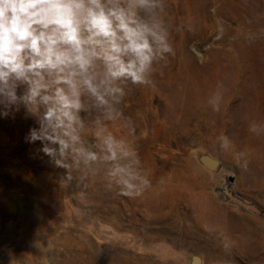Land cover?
Returning a JSON list of instances; mask_svg holds the SVG:
<instances>
[{"label": "rangeland", "instance_id": "obj_1", "mask_svg": "<svg viewBox=\"0 0 264 264\" xmlns=\"http://www.w3.org/2000/svg\"><path fill=\"white\" fill-rule=\"evenodd\" d=\"M167 12L175 56L155 86L127 85L115 120L90 101L81 113L84 137L124 139L152 187L64 189L65 170L26 142L34 119L0 116V264H264V0H167Z\"/></svg>", "mask_w": 264, "mask_h": 264}, {"label": "clouds", "instance_id": "obj_2", "mask_svg": "<svg viewBox=\"0 0 264 264\" xmlns=\"http://www.w3.org/2000/svg\"><path fill=\"white\" fill-rule=\"evenodd\" d=\"M171 37L167 0H0V116L23 108L34 119L26 142L65 170L60 187L102 177L107 190L140 197L152 184L135 150L104 127L90 143L81 113L90 101L108 120L122 116L127 85L154 87L156 66L175 56ZM221 99L213 93V111Z\"/></svg>", "mask_w": 264, "mask_h": 264}, {"label": "water", "instance_id": "obj_3", "mask_svg": "<svg viewBox=\"0 0 264 264\" xmlns=\"http://www.w3.org/2000/svg\"><path fill=\"white\" fill-rule=\"evenodd\" d=\"M197 159L199 164L209 171L215 170L218 166V161L214 158H211L207 154L200 153L198 154ZM230 181H232V178L230 179ZM189 264H201V259L198 256L193 255L189 260Z\"/></svg>", "mask_w": 264, "mask_h": 264}]
</instances>
